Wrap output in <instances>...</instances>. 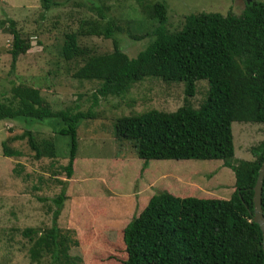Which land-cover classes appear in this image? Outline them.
Returning a JSON list of instances; mask_svg holds the SVG:
<instances>
[{"label":"trees","instance_id":"obj_1","mask_svg":"<svg viewBox=\"0 0 264 264\" xmlns=\"http://www.w3.org/2000/svg\"><path fill=\"white\" fill-rule=\"evenodd\" d=\"M39 1L44 11L59 4L57 0ZM84 1L92 15L78 19L74 29L64 32L58 52L64 61L77 62L72 78L97 81L90 92L91 105H97L98 98H122L134 82L144 77L183 84L184 102L175 110L148 109L114 120L115 139L130 140L141 160L138 172L146 170L149 160L193 159L218 160L233 174L227 198L175 196L166 191L150 195L141 210L119 229L125 256L122 264H263L261 232L252 221V186L264 160V139L250 147L251 159H236L231 123L264 126V1L244 0L239 14L188 13L180 28L170 31L165 27L164 1L135 0L152 26L143 35L131 34L135 39L144 35L150 38L131 57L119 49L114 34L121 28L109 14L127 0ZM13 23L7 20L10 69L16 57L30 47ZM91 36L110 39L111 50L94 52L79 42ZM200 79L205 80L207 88L197 107H192L186 97L193 95L195 82ZM10 84L5 92L0 91V119H53L54 134L68 137L63 169L69 178L76 161V124L93 118V112L78 110L77 105L51 109L38 86L11 80ZM23 138L33 158L55 156L50 138L35 142L27 129L19 136L5 137L0 142L1 154L18 156L19 151L10 144ZM63 198L61 190L49 199L54 209L48 227L21 230L26 238V257L33 264H81L75 231L60 228L55 222ZM74 204L71 213L80 209ZM260 206L264 219V175ZM99 229L108 239L116 233V228Z\"/></svg>","mask_w":264,"mask_h":264},{"label":"rangeland","instance_id":"obj_2","mask_svg":"<svg viewBox=\"0 0 264 264\" xmlns=\"http://www.w3.org/2000/svg\"><path fill=\"white\" fill-rule=\"evenodd\" d=\"M57 1L58 5L44 11L39 0H0V91L5 92L10 87V80L33 84L40 88L41 97L51 109L77 105L81 111L90 109L94 117L76 124L74 180L69 184L51 176L55 171L64 172L68 154V137L54 134L53 119H0V142L7 136H19L27 129L35 142V139L50 138L55 149L51 162L49 157L33 158L25 138L11 141V147L20 153L18 156H3L0 147V264H33L26 257V238L21 230L48 227L54 205L50 200L39 201L37 197L43 194L53 197L61 190L65 198L55 222L60 228L75 231L81 264H122L125 256L119 229L141 210L150 195L166 191L175 196L227 198L232 190L233 174L218 160L193 159L149 160L146 170L139 173L141 160L135 148L130 140L115 139L113 122L122 115L148 109L175 110L184 102L183 84L144 77L134 82L122 98H98L97 105H91L90 92L98 85L97 81L72 78L70 75L77 62L64 61L58 48L64 32L74 29L78 19L92 13L84 6V0ZM154 1L165 2V27L170 31L180 28L185 14L201 11L239 14L244 2L146 0ZM109 14L121 28L114 34L119 49L129 57L134 56L150 38L144 35L135 39L132 35H143L152 26L151 20L140 12L135 0L115 6ZM8 19L13 20L18 33L30 42L27 51L16 57L12 69ZM79 42L94 52L112 48L110 39L96 36L82 38ZM206 88L205 80L195 82L193 95L186 97L192 107L200 103ZM231 134L234 157L248 160L251 159L250 147L264 139V126L232 122ZM67 195L69 198L80 196L74 205H79L78 212L89 213H71L73 201H68ZM103 227L116 228V233L108 239L99 229Z\"/></svg>","mask_w":264,"mask_h":264},{"label":"water","instance_id":"obj_3","mask_svg":"<svg viewBox=\"0 0 264 264\" xmlns=\"http://www.w3.org/2000/svg\"><path fill=\"white\" fill-rule=\"evenodd\" d=\"M264 45V32L262 37ZM264 175V160L258 167L256 178L252 186V221L257 223L261 232V247L263 250V264H264V219L261 214L260 206V193H261V182Z\"/></svg>","mask_w":264,"mask_h":264},{"label":"crops","instance_id":"obj_4","mask_svg":"<svg viewBox=\"0 0 264 264\" xmlns=\"http://www.w3.org/2000/svg\"><path fill=\"white\" fill-rule=\"evenodd\" d=\"M54 157H51V158H49V161H54V159H53ZM43 167L44 168H49V167H51V166H47V165H43ZM51 169H53V168H51ZM51 169H49L48 171H50ZM63 173H65V172H63V171H59V172H56L55 171V174H52L51 176H53V179H55L56 177H59L60 178V181L59 182H67V184H69L70 182H72L74 179H73V176H72V173H71V176L69 177V178H66L65 176H63ZM49 174H50V172H49ZM68 195H70V194H68ZM67 195V196H68ZM53 196H55V195H53ZM52 196H48V195H41V198H43L44 200H42V201H49V199L51 198ZM80 197V196H79ZM79 197H71L70 196V198H69V196L67 197V198H69V200L68 201H73V203H77L75 200H78L79 199ZM40 201V200H39Z\"/></svg>","mask_w":264,"mask_h":264}]
</instances>
